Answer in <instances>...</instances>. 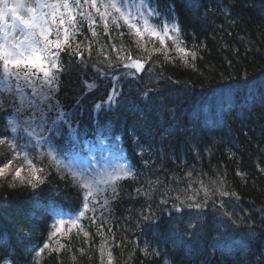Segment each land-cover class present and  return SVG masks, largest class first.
Returning <instances> with one entry per match:
<instances>
[{
    "label": "trees",
    "instance_id": "trees-1",
    "mask_svg": "<svg viewBox=\"0 0 264 264\" xmlns=\"http://www.w3.org/2000/svg\"><path fill=\"white\" fill-rule=\"evenodd\" d=\"M161 4L175 5L179 40L196 53L187 63L174 50L170 60L153 52L159 42L147 37L138 48L126 26L110 23L105 34L98 16L93 36L89 22L77 17L72 49L79 43L83 55L67 48L60 53L64 70L52 103L75 121L92 155L120 151L134 178L121 181L114 198L107 193L96 223L91 212L80 219L87 237L74 228L51 240L57 220L78 216L77 188L55 167H46L37 189L13 182L12 175L0 178V231L7 233L14 264H107L108 252L113 264H264V0ZM129 54L146 60L142 72L117 60ZM113 84L118 103L97 115L94 104ZM23 92L31 97V89ZM15 118L14 108L0 112V131ZM8 159L11 153L0 147V165ZM71 159L65 163L75 166ZM47 165L45 158L40 166ZM195 203L201 207H189ZM151 213L155 225L142 218ZM45 243L50 248L37 257ZM61 244L60 252L52 250Z\"/></svg>",
    "mask_w": 264,
    "mask_h": 264
},
{
    "label": "snow or ice",
    "instance_id": "snow-or-ice-1",
    "mask_svg": "<svg viewBox=\"0 0 264 264\" xmlns=\"http://www.w3.org/2000/svg\"><path fill=\"white\" fill-rule=\"evenodd\" d=\"M174 12V4L162 5L161 0H0V93L4 94L0 100V112L11 107L16 113V118L7 120L3 131H0V147L11 153V159L0 165V178L12 175L13 182L26 183L32 189H37L45 183L46 167H55L62 174V179L69 180L77 188L78 198L82 197V207L73 210L74 213L78 210V216L74 215L70 220H57L52 225L50 240L57 234L67 236L74 228L87 237L88 233L80 226V219L91 212L92 222L96 223L95 214L109 203L107 193L114 198L121 187L120 182L134 178L131 166L124 164L98 168L99 161L92 155L89 142L82 140L80 131L73 127L75 121L68 118V113L61 109L58 102L52 103L58 90V74L64 70L60 53L66 48L72 49L75 36L79 34L77 17L89 22L93 36L97 35L93 25L96 24L95 16H98L105 34L109 31L110 23L116 29L126 26L129 34L136 38L134 43L138 48H144L147 37L159 42L160 47L153 48V52L170 60L168 53L174 50L187 63V58L191 56L194 59L196 53L190 52L179 40L181 29L175 23ZM167 41L172 42V48H169ZM79 48L77 43L72 53L82 58L83 53ZM113 49L116 50L114 45ZM150 58L151 54L148 56ZM105 59L109 60L111 67L110 58L106 56ZM117 60H121L124 67L134 69L135 73L142 72L146 63V60L134 59L131 54L123 59L118 55ZM25 87L31 89V97L23 92ZM86 87L91 89L95 84L86 83ZM259 88L264 94V82ZM119 95L113 84L106 99L94 104L93 111L99 115L101 111L110 110L112 105L118 103ZM56 137H60V140L57 141ZM41 148L45 151H41ZM85 148H88V155L76 162L75 166L65 163V160L83 153ZM45 158L48 165L40 166ZM16 161L19 164H14ZM22 170L27 172L26 176L21 175ZM136 191L139 193L140 189ZM204 191L207 195L208 189ZM222 194L228 195L227 192ZM176 198L179 199V196ZM188 198L195 200L194 196ZM193 206L201 207L199 203L189 205ZM142 218L153 225L158 220L155 213L143 215ZM17 231L23 232L24 228ZM31 231L28 230L29 234ZM10 247L7 233L0 231V264H14ZM64 247L61 244L52 250L60 252ZM49 248L50 244L45 243L36 253L37 257ZM108 257L107 264H113L111 252H108Z\"/></svg>",
    "mask_w": 264,
    "mask_h": 264
},
{
    "label": "rangeland",
    "instance_id": "rangeland-1",
    "mask_svg": "<svg viewBox=\"0 0 264 264\" xmlns=\"http://www.w3.org/2000/svg\"><path fill=\"white\" fill-rule=\"evenodd\" d=\"M108 161V160H107ZM107 161L104 159V160H102V162L103 163H107ZM114 161V165H116V164H121L122 163V160L120 159V160H118V161H115V160H113ZM103 165V164H102ZM99 167V166H98Z\"/></svg>",
    "mask_w": 264,
    "mask_h": 264
},
{
    "label": "bare ground",
    "instance_id": "bare-ground-1",
    "mask_svg": "<svg viewBox=\"0 0 264 264\" xmlns=\"http://www.w3.org/2000/svg\"><path fill=\"white\" fill-rule=\"evenodd\" d=\"M196 29H197V28H196ZM188 40H190V38H189ZM258 254L261 255L262 252H261V251L256 252V253L253 255V257H257Z\"/></svg>",
    "mask_w": 264,
    "mask_h": 264
}]
</instances>
